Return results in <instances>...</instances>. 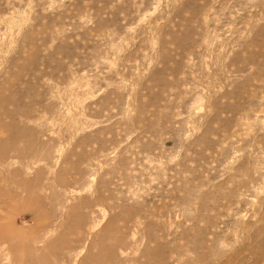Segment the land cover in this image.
<instances>
[{"label": "rangeland", "instance_id": "rangeland-1", "mask_svg": "<svg viewBox=\"0 0 264 264\" xmlns=\"http://www.w3.org/2000/svg\"><path fill=\"white\" fill-rule=\"evenodd\" d=\"M0 199V264H264V0H0Z\"/></svg>", "mask_w": 264, "mask_h": 264}, {"label": "bare ground", "instance_id": "bare-ground-1", "mask_svg": "<svg viewBox=\"0 0 264 264\" xmlns=\"http://www.w3.org/2000/svg\"><path fill=\"white\" fill-rule=\"evenodd\" d=\"M4 201H5V200H4ZM4 201L0 199V206L3 205L2 208H0V210L5 208V207H4ZM5 203H6V202H5ZM4 225H5V224H4ZM1 227H2V226H1ZM13 258H16V257H13ZM18 259H19V258H18ZM17 262H18V261H17ZM19 262H20V261H19ZM19 262H18V263H19Z\"/></svg>", "mask_w": 264, "mask_h": 264}]
</instances>
